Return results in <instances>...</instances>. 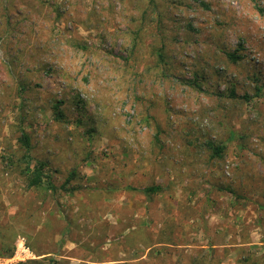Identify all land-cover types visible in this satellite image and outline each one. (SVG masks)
Wrapping results in <instances>:
<instances>
[{"label":"rangeland","instance_id":"374dc122","mask_svg":"<svg viewBox=\"0 0 264 264\" xmlns=\"http://www.w3.org/2000/svg\"><path fill=\"white\" fill-rule=\"evenodd\" d=\"M49 1L0 47V233L34 255L6 264L264 260V0ZM21 129L54 190L11 165Z\"/></svg>","mask_w":264,"mask_h":264},{"label":"trees","instance_id":"16d2710c","mask_svg":"<svg viewBox=\"0 0 264 264\" xmlns=\"http://www.w3.org/2000/svg\"><path fill=\"white\" fill-rule=\"evenodd\" d=\"M61 6H55L49 0H0V47L8 49L12 45V41L14 40L13 45H17L19 43V37L16 34L15 30L19 29L20 23L28 22V25L35 22L36 19L42 20L43 24L47 23L52 12L55 14V20H60L65 17V10L62 9ZM52 10V11H51ZM156 10V6L153 3V0H147L144 3V7H141L139 11V18L144 19L149 11ZM156 12V11H155ZM44 28V27H43ZM143 25H140L135 28L132 38V44L130 49V54L133 53V49H136L138 42L140 41L139 32L142 30ZM18 32V30H17ZM86 44H83L82 48H86ZM17 48V47H16ZM227 57L231 61H237L240 56L234 52H226ZM163 55L162 53H158L157 50V63L162 61ZM126 59V57H125ZM16 58L14 56L9 58V62L12 63ZM264 84V83H263ZM261 90V85L255 86V94L259 95ZM230 95L235 96L234 92L231 90ZM244 98H247L245 95ZM63 103L62 100L58 99L54 101L52 104V108L54 109V115L56 119H63V112L60 108V105ZM232 133L229 135V138L232 137ZM17 142L20 147V154L16 157L15 160H10L11 165L14 167L15 171L22 176L25 184L28 188H41L46 185V188H50L52 190L55 189L54 184L52 183L50 176L46 172L47 170V162L45 160L33 159L30 154V139L28 134L24 130L19 131V135L17 137ZM207 149L210 152V156L212 158H221L223 155V151L226 147V142H213L211 140L206 141ZM74 171H72L65 179L63 183V187L66 183L70 181V179L74 176ZM146 193H153L160 190L158 185H149L142 189ZM233 191V190H232ZM235 199L242 198L243 195L238 194L236 191H233ZM13 235L15 233H11L8 236L6 232L0 233V256L8 257L11 255L14 243H13ZM259 259L254 256L244 255L237 260V264H264V260L257 261L255 259ZM56 260L48 257L47 259H30L28 264H53ZM25 264V263H18ZM190 264H206L204 259L201 258H191Z\"/></svg>","mask_w":264,"mask_h":264},{"label":"built area","instance_id":"2783aa9c","mask_svg":"<svg viewBox=\"0 0 264 264\" xmlns=\"http://www.w3.org/2000/svg\"><path fill=\"white\" fill-rule=\"evenodd\" d=\"M34 255L30 251L29 247L25 244L22 238H19L16 242L14 250L9 257H0V264H6L7 262H18L32 258Z\"/></svg>","mask_w":264,"mask_h":264}]
</instances>
